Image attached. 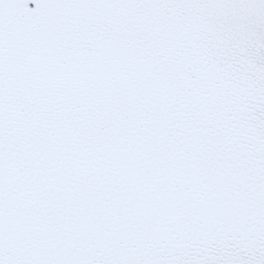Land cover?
<instances>
[{
	"label": "snow or ice",
	"instance_id": "6c2138e0",
	"mask_svg": "<svg viewBox=\"0 0 264 264\" xmlns=\"http://www.w3.org/2000/svg\"><path fill=\"white\" fill-rule=\"evenodd\" d=\"M0 264H264V0H0Z\"/></svg>",
	"mask_w": 264,
	"mask_h": 264
}]
</instances>
